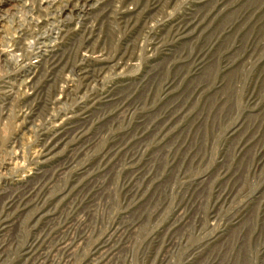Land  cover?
I'll use <instances>...</instances> for the list:
<instances>
[{
	"label": "rangeland",
	"instance_id": "rangeland-1",
	"mask_svg": "<svg viewBox=\"0 0 264 264\" xmlns=\"http://www.w3.org/2000/svg\"><path fill=\"white\" fill-rule=\"evenodd\" d=\"M0 8V264H264V0Z\"/></svg>",
	"mask_w": 264,
	"mask_h": 264
},
{
	"label": "bare ground",
	"instance_id": "bare-ground-1",
	"mask_svg": "<svg viewBox=\"0 0 264 264\" xmlns=\"http://www.w3.org/2000/svg\"><path fill=\"white\" fill-rule=\"evenodd\" d=\"M1 9V8H0ZM72 14V13H71ZM66 17H68V16H66ZM65 16H64V18H66ZM58 34H59V32H57ZM56 34V33H55ZM58 37V35L56 36V38Z\"/></svg>",
	"mask_w": 264,
	"mask_h": 264
}]
</instances>
